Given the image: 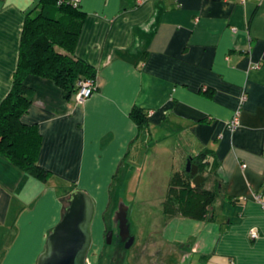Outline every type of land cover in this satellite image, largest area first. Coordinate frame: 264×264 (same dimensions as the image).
<instances>
[{"label":"crops","instance_id":"obj_1","mask_svg":"<svg viewBox=\"0 0 264 264\" xmlns=\"http://www.w3.org/2000/svg\"><path fill=\"white\" fill-rule=\"evenodd\" d=\"M37 2L0 0V101L11 86L24 13ZM77 6L84 17L72 54L92 67L95 91L76 103L74 93L63 98L49 79H23L32 98L19 120L36 127V164L50 176L39 182L0 157V225L17 229L9 264L23 238L42 249L62 212L56 187L86 190L101 215L116 174L135 156L169 167L166 190L178 170L173 152L182 163L203 149L205 187H219L209 214L167 218L160 206L159 239L175 243V254L194 264H264V0H78ZM242 94L238 124L229 129ZM133 107L146 113L145 127L129 117ZM23 183L32 184L31 195ZM23 198L29 206L14 213Z\"/></svg>","mask_w":264,"mask_h":264},{"label":"trees","instance_id":"obj_2","mask_svg":"<svg viewBox=\"0 0 264 264\" xmlns=\"http://www.w3.org/2000/svg\"><path fill=\"white\" fill-rule=\"evenodd\" d=\"M83 17L84 13L70 0H38L24 13L11 86L0 101V157L42 183L48 180L50 173L36 164L40 135L34 125L19 120L32 98V89L23 79L27 75L49 79L61 90L63 98L75 93L78 80L94 79L92 67L72 54ZM129 117L138 128L146 126L147 116L143 110L133 107ZM207 154L208 150L203 149L189 157L203 177L201 184H193L184 167L170 174L160 204L165 217L204 220L208 216L219 187L216 182L211 187L204 186ZM74 188L70 185L62 190V210L68 193Z\"/></svg>","mask_w":264,"mask_h":264},{"label":"rangeland","instance_id":"obj_3","mask_svg":"<svg viewBox=\"0 0 264 264\" xmlns=\"http://www.w3.org/2000/svg\"><path fill=\"white\" fill-rule=\"evenodd\" d=\"M173 153L176 156L174 168L181 170L185 162L179 163L176 159L177 151ZM151 160L152 158L148 154L144 157L142 153L135 156L129 163L131 166L127 165L121 168L116 174L109 190L110 205L107 211L101 214L102 216L98 214L100 208L96 205V214L91 224L92 241L86 256V264H176L177 261L180 264H194L193 261L189 260L188 255L175 254L176 252L173 251L174 246L176 247L175 243L169 244L159 239L164 223V216L160 212V201L164 195L169 167L164 166L163 162L160 165L156 162L151 166ZM150 171L152 173L149 175ZM28 179L36 181L31 178ZM149 181L153 187L146 188V183ZM206 184L204 186H207ZM22 185L21 187L29 190L30 193L27 192L31 195L34 190L32 184L23 183ZM63 189L66 188L56 187V193L61 194ZM29 204V199L16 200L14 213L29 206ZM120 207L126 209V223L128 231L133 237L132 244L127 249H124L121 244H116L115 247L113 243L111 245L105 244L102 237L103 223L108 228H113V218H115V212ZM14 229L16 228L11 229V226L6 223L0 225V264H9L7 252L12 246L11 242L16 233L13 231ZM25 240L29 241L25 238L20 240L22 245L16 249L17 253L15 252L13 258L14 264H31L32 257L35 255L36 259L42 250L38 252L36 244H27ZM15 243L17 247L18 243ZM112 251L113 254L109 259Z\"/></svg>","mask_w":264,"mask_h":264},{"label":"water","instance_id":"obj_4","mask_svg":"<svg viewBox=\"0 0 264 264\" xmlns=\"http://www.w3.org/2000/svg\"><path fill=\"white\" fill-rule=\"evenodd\" d=\"M184 171L191 181L199 185L203 177L197 171V165L185 160ZM95 215V205L91 195L84 189H72L66 198L59 219L46 234L41 252L36 256L35 264H86L92 233L91 224ZM117 235L123 248L130 247L133 241L126 223V209L118 208L115 213ZM111 231L104 235L105 244H109Z\"/></svg>","mask_w":264,"mask_h":264},{"label":"built area","instance_id":"obj_5","mask_svg":"<svg viewBox=\"0 0 264 264\" xmlns=\"http://www.w3.org/2000/svg\"><path fill=\"white\" fill-rule=\"evenodd\" d=\"M235 1L238 3H243L245 0H235ZM70 2L72 3L73 6H76L78 0H70ZM76 85H77V90L74 93V100L76 103H82L85 99H87L95 91L94 79L92 78L78 80L76 82ZM244 99H245V96L243 94L240 95L238 107L234 110L230 120L227 123V126L229 129H233L238 124V115H239L240 105ZM255 235L256 233L254 231H251L249 236L253 238L255 237Z\"/></svg>","mask_w":264,"mask_h":264},{"label":"flooded vegetation","instance_id":"obj_6","mask_svg":"<svg viewBox=\"0 0 264 264\" xmlns=\"http://www.w3.org/2000/svg\"><path fill=\"white\" fill-rule=\"evenodd\" d=\"M116 213V212H115ZM113 221L112 224L114 223V227L113 228H108L104 223H103V231H102V237L104 239V235L107 231H111V239H110V243L108 245H111L113 243L114 247L116 244H121L122 247H123V242L120 241L118 235H117V221H116V218H113ZM130 234V233H129ZM113 254V251L112 253L110 254L109 256V259L111 257V255ZM108 264V263H107Z\"/></svg>","mask_w":264,"mask_h":264}]
</instances>
